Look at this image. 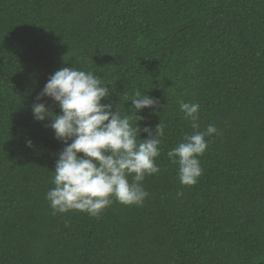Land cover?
Instances as JSON below:
<instances>
[{"label": "trees", "instance_id": "16d2710c", "mask_svg": "<svg viewBox=\"0 0 264 264\" xmlns=\"http://www.w3.org/2000/svg\"><path fill=\"white\" fill-rule=\"evenodd\" d=\"M65 66L122 115L136 91L159 100L138 113L165 126L142 206L53 215L64 144L32 105ZM179 101L218 130L192 186L166 155L194 131ZM0 264H264V0H0Z\"/></svg>", "mask_w": 264, "mask_h": 264}, {"label": "clouds", "instance_id": "9594fccd", "mask_svg": "<svg viewBox=\"0 0 264 264\" xmlns=\"http://www.w3.org/2000/svg\"><path fill=\"white\" fill-rule=\"evenodd\" d=\"M107 85L91 70L65 66L49 76L32 105L34 119L50 118L46 126L64 144L54 168V187L46 193L53 215L75 210L99 218L113 199L128 206H142L149 196L142 182L161 171L156 158L161 155L160 138L165 126L162 121L155 129L149 125L141 128L138 123L142 119L138 113L156 108L159 100L136 91L130 99L135 111L122 115L119 105L113 110L112 103L102 102L110 95ZM44 97L56 102L60 113L39 102ZM179 104L194 131L166 155L171 164L178 165L180 183L192 186L203 172L198 157L207 149L205 137L218 130L214 125L199 130V103ZM133 116L139 117L135 125ZM141 132L147 136L141 138ZM27 146H33L31 140Z\"/></svg>", "mask_w": 264, "mask_h": 264}]
</instances>
